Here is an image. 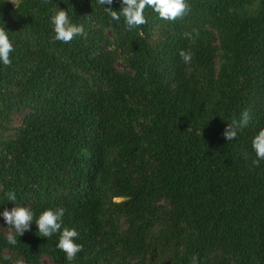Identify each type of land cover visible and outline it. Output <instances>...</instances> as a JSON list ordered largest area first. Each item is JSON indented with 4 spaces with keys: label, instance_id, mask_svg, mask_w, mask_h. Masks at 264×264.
<instances>
[{
    "label": "trees",
    "instance_id": "1",
    "mask_svg": "<svg viewBox=\"0 0 264 264\" xmlns=\"http://www.w3.org/2000/svg\"><path fill=\"white\" fill-rule=\"evenodd\" d=\"M188 2L173 21L146 7L128 30L97 0H0L13 43L0 64V211L62 206L83 246L69 262L34 222L8 244L0 217L3 264H264V162L251 163L264 0ZM57 7L82 35L54 39ZM244 109L249 125L226 139Z\"/></svg>",
    "mask_w": 264,
    "mask_h": 264
},
{
    "label": "clouds",
    "instance_id": "2",
    "mask_svg": "<svg viewBox=\"0 0 264 264\" xmlns=\"http://www.w3.org/2000/svg\"><path fill=\"white\" fill-rule=\"evenodd\" d=\"M97 3L103 6L105 13L112 19L120 21L123 18V24L126 29L131 30L146 22L144 15L145 8H150L159 18L165 21H173L177 18L184 17L191 10L188 0H119L120 7L114 9L111 7L113 0H97ZM108 5V6H106ZM49 21L54 32V39L62 42H69L74 36L84 33V25L74 22L69 10L57 7L49 17ZM13 50V43L9 38L8 31L0 27V64L7 65L10 61V52ZM179 57L183 63L191 62L193 52L190 49H180ZM250 112L244 109L240 112L239 118H233L226 125L223 135L226 139L236 138L239 132L247 127L250 122ZM251 146L255 154L252 165L259 167L264 162V127L253 135ZM8 201L15 202V193L9 191L6 193ZM65 208L62 206L47 207L35 215L32 208L24 204H14L11 209L4 208L0 211V217L3 218L4 224L14 229L5 236L8 244L17 243L16 235H21L23 231L29 230L34 222L37 226V233L41 237H50L58 233L56 247L65 253V259L69 262L76 258L78 252L82 250V244L77 242L79 233L75 228L63 226V217ZM9 255L0 256V264L4 261H10ZM16 264H21L19 260ZM189 264H200L196 254L191 256Z\"/></svg>",
    "mask_w": 264,
    "mask_h": 264
},
{
    "label": "rangeland",
    "instance_id": "3",
    "mask_svg": "<svg viewBox=\"0 0 264 264\" xmlns=\"http://www.w3.org/2000/svg\"><path fill=\"white\" fill-rule=\"evenodd\" d=\"M46 263L48 264V263H49V261L47 260V261H46Z\"/></svg>",
    "mask_w": 264,
    "mask_h": 264
}]
</instances>
